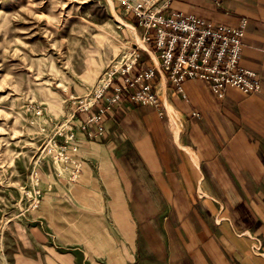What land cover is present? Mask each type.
Segmentation results:
<instances>
[{"label": "crops", "instance_id": "1", "mask_svg": "<svg viewBox=\"0 0 264 264\" xmlns=\"http://www.w3.org/2000/svg\"><path fill=\"white\" fill-rule=\"evenodd\" d=\"M167 11L230 27L244 19L238 64L260 91L219 98L207 81L188 79L178 92L157 76L159 110L123 98L102 136L78 132L79 191L93 215L75 243L99 245L111 229L110 244L126 248L112 258L120 264H264V0H171ZM140 51L142 66L156 65Z\"/></svg>", "mask_w": 264, "mask_h": 264}, {"label": "rangeland", "instance_id": "2", "mask_svg": "<svg viewBox=\"0 0 264 264\" xmlns=\"http://www.w3.org/2000/svg\"><path fill=\"white\" fill-rule=\"evenodd\" d=\"M128 3L0 0V264L36 255L44 264L121 263L112 258L126 248L110 244L111 229H102L99 245L75 243L86 235L79 226L93 215L92 198L79 191L82 176L69 182L47 150L70 124L80 158L78 103L87 106L118 76L130 47L142 57Z\"/></svg>", "mask_w": 264, "mask_h": 264}, {"label": "built area", "instance_id": "3", "mask_svg": "<svg viewBox=\"0 0 264 264\" xmlns=\"http://www.w3.org/2000/svg\"><path fill=\"white\" fill-rule=\"evenodd\" d=\"M126 12L135 17L142 30V43L156 58V65L142 66L137 47H130L128 58L121 64L117 77L110 78L98 95L87 106L79 102L77 109L84 116L80 131L87 138L102 136L103 119L123 98L129 102L160 109L156 91V77L178 92L188 79L207 81L211 91L219 98L227 88H235L243 94L260 91L258 75L239 66L242 54V38L245 20L230 27L213 23L178 11L168 12V0H128ZM218 6L221 0H208ZM150 59V58H149ZM110 92L102 97V92ZM97 106L94 113H89ZM61 144L53 140L48 148L54 163L60 164L69 182H76L82 170L77 157L76 133L70 124L58 131ZM35 197L38 191L34 193ZM38 201L35 200L34 207Z\"/></svg>", "mask_w": 264, "mask_h": 264}, {"label": "bare ground", "instance_id": "4", "mask_svg": "<svg viewBox=\"0 0 264 264\" xmlns=\"http://www.w3.org/2000/svg\"><path fill=\"white\" fill-rule=\"evenodd\" d=\"M142 47L144 48V45H142Z\"/></svg>", "mask_w": 264, "mask_h": 264}]
</instances>
